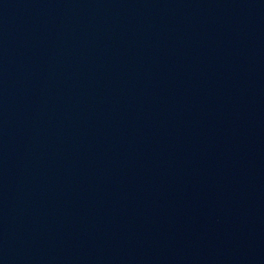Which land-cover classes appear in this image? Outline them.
Segmentation results:
<instances>
[{
	"label": "water",
	"instance_id": "95a60500",
	"mask_svg": "<svg viewBox=\"0 0 264 264\" xmlns=\"http://www.w3.org/2000/svg\"><path fill=\"white\" fill-rule=\"evenodd\" d=\"M0 264H264V0H0Z\"/></svg>",
	"mask_w": 264,
	"mask_h": 264
}]
</instances>
